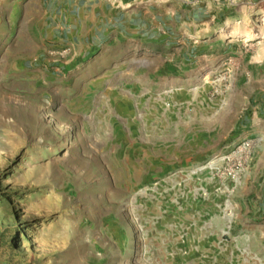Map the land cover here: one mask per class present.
Wrapping results in <instances>:
<instances>
[{
  "label": "rangeland",
  "instance_id": "obj_1",
  "mask_svg": "<svg viewBox=\"0 0 264 264\" xmlns=\"http://www.w3.org/2000/svg\"><path fill=\"white\" fill-rule=\"evenodd\" d=\"M108 1L154 35H0V264H264V0Z\"/></svg>",
  "mask_w": 264,
  "mask_h": 264
},
{
  "label": "crops",
  "instance_id": "obj_2",
  "mask_svg": "<svg viewBox=\"0 0 264 264\" xmlns=\"http://www.w3.org/2000/svg\"><path fill=\"white\" fill-rule=\"evenodd\" d=\"M183 1L178 0L181 3ZM55 2L0 0V35L5 36L4 44L13 34L18 33L20 27V36L28 37L31 34L28 31L30 23L41 29L39 33L44 37L43 45L47 47L45 52L60 55L71 53L76 57H83L113 41L145 39L146 36L154 35L148 29V23L145 24L146 20H150L149 15L142 16L139 10L129 12L116 6L111 8L108 0H57L54 11ZM164 2L165 5H172L168 3L169 0ZM216 6L221 8L222 5ZM154 7V4H149L147 12L153 13ZM151 18L154 20L157 15L153 13ZM3 26L7 29L5 33H2ZM17 42L24 41L21 39ZM6 53L19 56L25 53V49L17 53L9 48Z\"/></svg>",
  "mask_w": 264,
  "mask_h": 264
},
{
  "label": "bare ground",
  "instance_id": "obj_3",
  "mask_svg": "<svg viewBox=\"0 0 264 264\" xmlns=\"http://www.w3.org/2000/svg\"><path fill=\"white\" fill-rule=\"evenodd\" d=\"M261 21H264V18L263 19H261ZM242 27H246L247 26V24H242L241 25ZM259 27V26H258ZM264 37V36H263ZM256 39V34L255 33H251V32H249V33H247V35H246V38H245V40H243L244 42H250V41H253V40H255Z\"/></svg>",
  "mask_w": 264,
  "mask_h": 264
}]
</instances>
